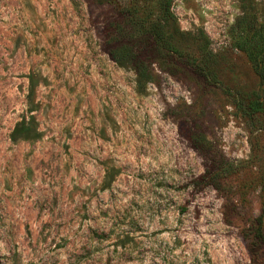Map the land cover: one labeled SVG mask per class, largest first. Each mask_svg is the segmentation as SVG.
I'll return each instance as SVG.
<instances>
[{
	"label": "rangeland",
	"instance_id": "obj_1",
	"mask_svg": "<svg viewBox=\"0 0 264 264\" xmlns=\"http://www.w3.org/2000/svg\"><path fill=\"white\" fill-rule=\"evenodd\" d=\"M103 1L0 0V264H264L245 234L264 226V112L238 98L264 92L228 37L240 1L172 0L180 49L203 31L218 81L178 59L143 91L106 37L130 0ZM30 114L41 136L11 140ZM196 131L240 165L221 189L193 183Z\"/></svg>",
	"mask_w": 264,
	"mask_h": 264
},
{
	"label": "trees",
	"instance_id": "obj_2",
	"mask_svg": "<svg viewBox=\"0 0 264 264\" xmlns=\"http://www.w3.org/2000/svg\"><path fill=\"white\" fill-rule=\"evenodd\" d=\"M239 1L241 13L229 27L228 37L231 45L246 55L262 86L260 90L264 92V6H260L257 0ZM171 6L172 0H130L126 5L115 6V14L107 20L105 30L110 44L109 55L118 66L135 71L139 91L155 81L154 63L170 64L178 59L190 64L205 80L218 81L215 54L208 48L209 38L200 31L193 36L197 41V55L184 54L180 42L191 34L180 30ZM260 98V93L251 92L241 95L238 101L242 104L246 99V112L256 114L264 112V98ZM40 136L36 119L30 114L15 124L10 138L13 141L33 140ZM190 139L205 160L204 171L193 180L194 185L198 189L207 185L221 189L222 182L237 173L240 165L229 162L201 132L191 133ZM245 234L250 251L253 256H258L260 250L255 249L264 244L261 216L251 220Z\"/></svg>",
	"mask_w": 264,
	"mask_h": 264
}]
</instances>
